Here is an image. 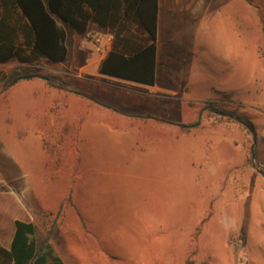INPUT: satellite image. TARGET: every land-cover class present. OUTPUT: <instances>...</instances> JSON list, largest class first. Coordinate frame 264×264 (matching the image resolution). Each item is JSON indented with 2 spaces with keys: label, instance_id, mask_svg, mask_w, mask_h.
Masks as SVG:
<instances>
[{
  "label": "rangeland",
  "instance_id": "rangeland-1",
  "mask_svg": "<svg viewBox=\"0 0 264 264\" xmlns=\"http://www.w3.org/2000/svg\"><path fill=\"white\" fill-rule=\"evenodd\" d=\"M95 39L90 27L70 37L64 63L24 71L58 76L62 88L19 80L14 106H5L17 124L37 123L43 155L33 142L20 143L0 166L8 168L6 178L44 166L34 192L47 209L32 220L43 233L52 229L54 250L67 264H264V177L255 167L264 164L255 137L202 110L214 101L178 104L184 93L170 92L136 105L135 92L154 91L98 74L80 79L85 48L96 49ZM105 85L116 91L101 90ZM242 108L253 122L254 111ZM221 130L235 136L233 149H193L191 134Z\"/></svg>",
  "mask_w": 264,
  "mask_h": 264
},
{
  "label": "crops",
  "instance_id": "crops-1",
  "mask_svg": "<svg viewBox=\"0 0 264 264\" xmlns=\"http://www.w3.org/2000/svg\"><path fill=\"white\" fill-rule=\"evenodd\" d=\"M90 27L99 44L94 50L85 48L86 54L77 70L78 77L84 81L98 74V65L109 50L112 37L107 29L94 24ZM17 66L14 62L0 64L1 94H7L5 101L0 100V112L4 114L0 158L12 156L13 145L24 142H33L39 156L43 155L37 143V123L34 126L24 121L17 124L12 115L5 113L6 104L10 109L14 106L11 104L13 87L29 80L3 87L6 75ZM171 80L174 88L170 90ZM110 87L105 85L101 90L116 91ZM146 87L154 92L138 94L134 91L137 97L132 100L136 105L150 103L145 96L166 98L170 92L174 96L182 92L185 97L175 99L178 104L226 102L254 111L256 159L264 164V0H158L155 83ZM190 137L194 150H212L219 145L233 149L235 139L222 130L194 133ZM2 138L9 140V146ZM8 171L0 166V245L5 249H9L15 220L33 222V215L47 209L34 192L36 182L45 179L44 166L19 175L14 170L12 176L6 178L4 173ZM1 222L7 225L5 229L1 228Z\"/></svg>",
  "mask_w": 264,
  "mask_h": 264
},
{
  "label": "trees",
  "instance_id": "trees-1",
  "mask_svg": "<svg viewBox=\"0 0 264 264\" xmlns=\"http://www.w3.org/2000/svg\"><path fill=\"white\" fill-rule=\"evenodd\" d=\"M158 0H0V64L17 63L4 86L21 80L24 71L40 62L58 64L69 54L70 37L85 35L91 24L112 34L101 59L100 75L145 86L155 83ZM26 76H35L27 74ZM46 84L62 88V79L47 76ZM4 87V88H5ZM77 94V92L75 91ZM211 102L208 115L236 123L255 137V128L243 109ZM255 167L262 173L264 170ZM34 222L14 221L9 249L0 245V264H64L50 239Z\"/></svg>",
  "mask_w": 264,
  "mask_h": 264
},
{
  "label": "water",
  "instance_id": "water-1",
  "mask_svg": "<svg viewBox=\"0 0 264 264\" xmlns=\"http://www.w3.org/2000/svg\"><path fill=\"white\" fill-rule=\"evenodd\" d=\"M32 78H34V76H24V77L21 78V80H24V79H32ZM35 78L42 79V80H46V78L45 77H42V76H35ZM16 82H17V80L11 82L9 84V86L15 84ZM198 125H199V122H197L195 124H182V125H180V128H182V129H190V128H194V127H196ZM250 154H251V157L254 158L253 148H251Z\"/></svg>",
  "mask_w": 264,
  "mask_h": 264
},
{
  "label": "built area",
  "instance_id": "built-area-1",
  "mask_svg": "<svg viewBox=\"0 0 264 264\" xmlns=\"http://www.w3.org/2000/svg\"><path fill=\"white\" fill-rule=\"evenodd\" d=\"M111 39H112V37L109 38V40H111Z\"/></svg>",
  "mask_w": 264,
  "mask_h": 264
}]
</instances>
